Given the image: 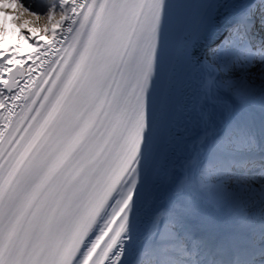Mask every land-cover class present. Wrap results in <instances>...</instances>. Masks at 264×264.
I'll return each mask as SVG.
<instances>
[{
	"label": "snow or ice",
	"instance_id": "6c2138e0",
	"mask_svg": "<svg viewBox=\"0 0 264 264\" xmlns=\"http://www.w3.org/2000/svg\"><path fill=\"white\" fill-rule=\"evenodd\" d=\"M0 86V264H264V0H0Z\"/></svg>",
	"mask_w": 264,
	"mask_h": 264
},
{
	"label": "bare ground",
	"instance_id": "6f19581e",
	"mask_svg": "<svg viewBox=\"0 0 264 264\" xmlns=\"http://www.w3.org/2000/svg\"><path fill=\"white\" fill-rule=\"evenodd\" d=\"M22 2V0H21ZM37 2V0H26V3H24L26 6L28 4H35ZM45 2H47V0H45ZM23 3V2H22ZM57 18H58V14H57ZM24 19H27V20H31L32 21V24H31V27H35V28H44L46 25H47V18H46V15H42L40 17L39 20H36L35 18L33 17H28V16H25ZM8 27L11 29V28H14L16 27L15 25H11L9 24ZM25 33L27 34V30L25 29L24 30ZM58 32L60 31L59 29L57 30ZM42 34V33H41ZM5 40L8 41V40H11V43L15 44L16 43V39L14 36H7L5 37ZM31 43L35 44L36 41L35 40H32L30 41ZM58 46V45H57ZM20 47L23 48V51L19 54L18 58H22L25 60V64H24V67L22 70L26 71L29 67H32V68H36V72L34 73V78H39V72L42 70L40 68H37V65L36 64H33L32 63V60H29L28 59V56L31 52L30 49H28L27 47V44H25L23 41L20 42ZM48 47L46 44L40 49L41 51L44 50V48ZM200 47V46H199ZM199 49V48H198ZM36 58V54H32V59L34 60ZM39 63V61H37V64ZM16 69L14 68L13 71H15ZM6 78V77H5ZM26 78V77H25ZM2 87V86H0Z\"/></svg>",
	"mask_w": 264,
	"mask_h": 264
},
{
	"label": "rangeland",
	"instance_id": "374dc122",
	"mask_svg": "<svg viewBox=\"0 0 264 264\" xmlns=\"http://www.w3.org/2000/svg\"><path fill=\"white\" fill-rule=\"evenodd\" d=\"M23 3H26V0H22ZM33 6H35V4H33Z\"/></svg>",
	"mask_w": 264,
	"mask_h": 264
}]
</instances>
